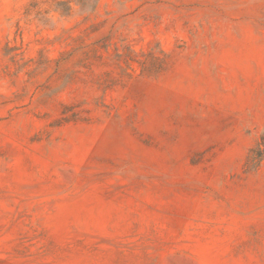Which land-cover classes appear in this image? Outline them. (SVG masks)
Segmentation results:
<instances>
[{"label": "rangeland", "instance_id": "1", "mask_svg": "<svg viewBox=\"0 0 264 264\" xmlns=\"http://www.w3.org/2000/svg\"><path fill=\"white\" fill-rule=\"evenodd\" d=\"M0 264H264V0H0Z\"/></svg>", "mask_w": 264, "mask_h": 264}]
</instances>
